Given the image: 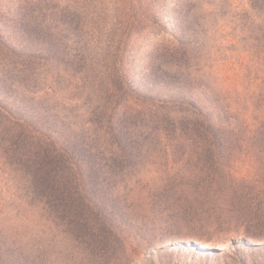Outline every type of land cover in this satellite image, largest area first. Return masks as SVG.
I'll return each instance as SVG.
<instances>
[{"label": "rangeland", "instance_id": "374dc122", "mask_svg": "<svg viewBox=\"0 0 264 264\" xmlns=\"http://www.w3.org/2000/svg\"><path fill=\"white\" fill-rule=\"evenodd\" d=\"M189 2L0 0V110L48 142L95 146L132 106L142 114L125 119L129 139L143 144L159 136L153 112L164 101L184 94L203 105L201 82L217 90L227 80L238 87V114L256 125L264 45L255 42V0H195L191 12ZM182 82L190 87L180 89ZM8 128L0 119V264H264V238L248 236L264 234L263 154H236L235 179L227 181L235 191L202 208L193 193L166 207L142 192L153 187L144 174L164 172L162 153L133 152L129 165L94 154L102 168L87 181L108 227L86 232L83 225L98 219H86L93 212L81 200L60 204L58 214L33 195L41 159L23 166ZM180 219L214 222L213 240L192 239L174 226Z\"/></svg>", "mask_w": 264, "mask_h": 264}, {"label": "trees", "instance_id": "16d2710c", "mask_svg": "<svg viewBox=\"0 0 264 264\" xmlns=\"http://www.w3.org/2000/svg\"><path fill=\"white\" fill-rule=\"evenodd\" d=\"M189 3L188 8L191 12L196 8L197 3L195 0H190ZM254 3L252 8L255 10V19L252 25L255 28V42L258 44L257 47L261 48V43L264 45V0H255ZM178 24L181 30L182 25ZM190 49L187 47L184 52L188 51L190 54L193 48ZM201 84L204 87L203 96L208 103L199 105L198 102L188 100L184 94L164 101L159 106V110L153 112L155 115L153 119L159 123V136L152 142L143 144L129 139V124L125 119L135 113L142 114L132 106H127L122 122L120 121L115 127H107V139L101 145L99 143L95 146L92 143L80 146L72 140L60 143L59 146L54 142H48L43 137V133L26 122L21 123L19 119L14 122L16 118L11 114L0 110V119L8 123L10 130L7 133L8 138L20 148L18 160L23 166L27 167L34 155L41 159V176L35 177L39 187L33 195L35 197L41 195V201L47 205L48 210H55L58 214L61 209L60 204L68 206L69 200H81L93 212V216L86 219H98L94 222H86L83 225L84 229L86 232L100 231L108 227L105 223L107 221L103 220L107 219V215L98 209L100 204L92 196L87 181L89 175H95L98 168H102V165L92 162L94 154H110L123 161L126 160L129 165V157L133 152L162 153L165 156L162 169L164 172L160 173L159 170L153 169L155 172L144 174L142 180L153 187L146 186L142 192L152 195L166 207L171 205L170 202L174 198L180 199L178 201L181 202L186 200L188 193H193L201 198L197 201L199 208L205 207L207 200L212 203L215 197H222L223 193L230 195L235 191L232 186L230 188L227 186V181L235 179L234 168L239 162L235 157L236 154L255 151L264 155V123L259 124V120L264 119V110L256 112L254 116L256 125H253L249 114L244 118L238 114L236 85L223 80L216 90L215 87L205 85L204 80ZM188 87L190 86L187 83L182 82L180 89L186 90ZM170 133L173 135L171 138ZM176 152H183V157L178 161L173 158ZM190 152L192 157L187 155ZM145 162L147 165L154 164L150 159H146ZM175 166L179 168L172 174L171 171ZM112 167L114 166H110ZM84 173L85 178L82 177ZM87 187L89 190L86 189ZM133 193L134 191L131 190L128 198ZM112 206L111 209L114 210ZM188 209L193 208L187 207L184 210ZM177 223L179 226H174L185 230L194 240L201 241L205 245L213 240L208 234L209 228L215 223L210 220L180 219ZM108 229L115 230L112 226ZM248 236L255 239L264 238L262 233H248ZM182 240L187 241V239Z\"/></svg>", "mask_w": 264, "mask_h": 264}]
</instances>
